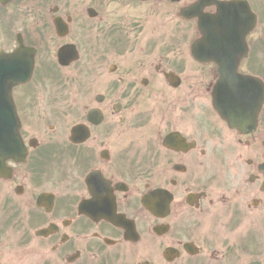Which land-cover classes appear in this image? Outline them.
Segmentation results:
<instances>
[{"label": "flooded vegetation", "instance_id": "af4514ba", "mask_svg": "<svg viewBox=\"0 0 264 264\" xmlns=\"http://www.w3.org/2000/svg\"><path fill=\"white\" fill-rule=\"evenodd\" d=\"M200 16L232 37L249 16L238 72L264 82V0H0V65L33 63L12 86L27 152L0 167V264H264V96L255 129L227 124Z\"/></svg>", "mask_w": 264, "mask_h": 264}, {"label": "water", "instance_id": "95a60500", "mask_svg": "<svg viewBox=\"0 0 264 264\" xmlns=\"http://www.w3.org/2000/svg\"><path fill=\"white\" fill-rule=\"evenodd\" d=\"M237 122H238L237 120H234V119H233V123H237Z\"/></svg>", "mask_w": 264, "mask_h": 264}]
</instances>
